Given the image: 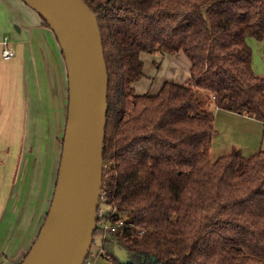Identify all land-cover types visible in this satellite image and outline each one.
<instances>
[{
    "label": "trees",
    "instance_id": "trees-1",
    "mask_svg": "<svg viewBox=\"0 0 264 264\" xmlns=\"http://www.w3.org/2000/svg\"><path fill=\"white\" fill-rule=\"evenodd\" d=\"M84 1L109 73L102 191L110 220L126 223L106 237V255L113 264H264V149L211 156L218 110L264 126V77L247 43L264 39V0ZM181 51L186 84L137 94L143 53Z\"/></svg>",
    "mask_w": 264,
    "mask_h": 264
},
{
    "label": "crops",
    "instance_id": "crops-1",
    "mask_svg": "<svg viewBox=\"0 0 264 264\" xmlns=\"http://www.w3.org/2000/svg\"><path fill=\"white\" fill-rule=\"evenodd\" d=\"M4 1L11 15L0 17V264H21L42 229L56 188L68 72L62 48L40 15L22 0H0V7ZM5 37L16 52L10 59L2 55ZM224 112L225 119L237 117L247 124L249 134L256 126L264 130L256 119ZM222 147L218 157L241 150L238 145Z\"/></svg>",
    "mask_w": 264,
    "mask_h": 264
},
{
    "label": "water",
    "instance_id": "water-1",
    "mask_svg": "<svg viewBox=\"0 0 264 264\" xmlns=\"http://www.w3.org/2000/svg\"><path fill=\"white\" fill-rule=\"evenodd\" d=\"M54 32L68 72V112L53 200L21 264H85L104 180L109 73L96 14L84 0H22ZM125 263L127 254L110 247Z\"/></svg>",
    "mask_w": 264,
    "mask_h": 264
},
{
    "label": "rangeland",
    "instance_id": "rangeland-1",
    "mask_svg": "<svg viewBox=\"0 0 264 264\" xmlns=\"http://www.w3.org/2000/svg\"><path fill=\"white\" fill-rule=\"evenodd\" d=\"M3 14L11 15V7L7 1H4V6L0 7V17ZM13 28L16 29V24L13 25ZM247 43L253 51L252 65L254 72L256 75L264 77V39L259 40L254 37H248ZM141 57L144 61L145 76L135 84L136 92L139 95L156 94L166 82L184 85L190 80L191 62L183 51L174 55L145 52ZM203 97L206 98L208 110H216L212 94L207 92L203 94ZM226 114L227 112L224 111H219L216 114L215 129L217 132L213 141L212 159H217L221 148H223L222 146L238 145L241 150L243 149L245 156L260 150L264 145L263 127L256 126L255 130L253 129L249 134L246 130L247 124L240 123L241 119L237 117L236 121L225 119L224 115ZM102 206L105 211L110 210L108 205L103 204ZM102 248L103 238L98 233L92 246V256L95 258L91 257V259L96 261V264H113L112 261L104 257H96Z\"/></svg>",
    "mask_w": 264,
    "mask_h": 264
},
{
    "label": "built area",
    "instance_id": "built-area-1",
    "mask_svg": "<svg viewBox=\"0 0 264 264\" xmlns=\"http://www.w3.org/2000/svg\"><path fill=\"white\" fill-rule=\"evenodd\" d=\"M4 49L2 52V55L6 59H10L15 56L16 52L14 48L11 45V42L9 40V37H6L3 41ZM106 193L104 191L101 192V204H100V209L98 213V224H97V231L103 238V243L106 239V237L110 233H116L119 230L122 231L123 227L126 225L125 220L123 218H116L115 220H110V214H114V212L109 213V211H105L103 209V204L107 205V198H106ZM144 232V231H143ZM92 249L90 251V254L85 262V264H96V261L92 260ZM96 257H104L105 259L112 261V258L108 255H106L104 249L102 248L100 252L96 255ZM95 258V257H94Z\"/></svg>",
    "mask_w": 264,
    "mask_h": 264
}]
</instances>
